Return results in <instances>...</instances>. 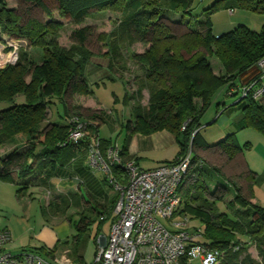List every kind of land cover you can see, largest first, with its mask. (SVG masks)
I'll use <instances>...</instances> for the list:
<instances>
[{"label": "trees", "instance_id": "16d2710c", "mask_svg": "<svg viewBox=\"0 0 264 264\" xmlns=\"http://www.w3.org/2000/svg\"><path fill=\"white\" fill-rule=\"evenodd\" d=\"M19 1L26 4L22 8L28 15L25 20L16 7L9 5V0H0V33L23 39L28 46H39L41 58L36 62L23 49L18 52L15 64L0 69V103L6 104L0 108V145L11 144L0 158V179L13 183L20 197L32 186L51 188L57 167L63 166L80 146L88 154L89 142L97 136L94 121L101 115L92 112L83 118L75 109L66 108L67 117L77 114L86 123L84 138L67 142V117L61 123L49 122L47 109L55 101L67 106L68 94H91L84 68L93 55L88 47L93 27L84 24L85 19L96 11L114 10L118 16L104 41L113 61H118L123 47L149 43L143 52L132 54L145 69L143 74L135 76L136 87L131 95H125L133 100V121L125 123V144L120 154L123 158H132L126 151L134 132L150 134L161 129L171 132L179 151L170 162L185 153L191 143L193 161L200 159L201 164L192 168L179 187L182 200L174 215H187L199 221L203 243L221 252L219 264H264V206L251 201L253 188L264 181V173L249 169L245 177L247 187L242 188L234 179L224 178L218 167L204 163L195 152L198 147L209 146L197 141V137L202 117L222 87L226 88L227 95L235 97L231 107L240 109L242 118L236 123L235 131L213 146L219 147L231 160L241 150L236 132L251 128L264 134V93L258 98L252 97L253 87L244 96L241 92L253 82L264 89L261 84L264 68L257 66V61L264 57V22L258 30L240 23L216 35L212 21L214 14L228 10L264 15V0H214L200 16L191 13L193 0ZM37 9L49 18L40 20L32 16ZM54 11L73 25L68 47L61 46L57 40L64 23L51 17ZM171 12L179 13L178 18L173 19ZM180 30L184 33L178 36ZM209 56L219 61L223 73L213 72ZM109 66L114 69L112 62ZM145 89L148 99L143 105ZM19 95L20 102L14 100ZM109 144L100 138L103 155ZM112 171L124 178L118 165ZM212 172L222 176L224 183L210 187L206 178ZM226 184L234 190L230 198H226ZM115 201L116 197L112 209ZM219 201L227 212L218 208ZM64 203L67 200L58 196L48 202L47 210L54 212L57 204L61 210ZM89 222L90 217L82 216L75 224L78 233L73 242L79 240L80 231ZM250 245H254L257 259L247 252ZM33 251L44 257L52 254L44 247ZM179 264H188L187 258L182 257Z\"/></svg>", "mask_w": 264, "mask_h": 264}, {"label": "crops", "instance_id": "0c3cea01", "mask_svg": "<svg viewBox=\"0 0 264 264\" xmlns=\"http://www.w3.org/2000/svg\"><path fill=\"white\" fill-rule=\"evenodd\" d=\"M241 14L245 13H242L240 10H228L214 14L212 16L213 33L219 35L227 31H216L215 28L229 18H233L234 16L239 17ZM178 16L171 17L177 19ZM219 16L225 17V19ZM45 17L46 19L49 18ZM51 17L62 21L64 26H66L67 22L58 15L57 11H54ZM90 17L85 19L84 24L91 25V23H86L87 20L91 19ZM260 18L259 23L261 25L264 22V15ZM69 25L71 31L73 25ZM58 42L61 46L65 47H68L71 43L69 41L68 45H65L61 44L60 41ZM101 46L102 52L98 54L94 53L88 45L93 55L85 65L84 76L89 89L92 91L91 94H73L71 99L68 98L67 106L60 101L50 104L47 109L48 121L53 123L63 122L68 115L67 109H75L83 118L92 112L98 113L101 116L94 121L97 136L101 137L99 135V128L101 129L103 126H107L110 132L119 133L117 139H113L111 134L109 138L101 139L108 140L110 143L117 145L119 151H121L125 144V123L128 120L133 121L131 112L133 100L125 97V95L130 96L132 92L128 93L127 83L123 80L120 72L117 71L116 61H113L108 48L105 49L104 41ZM111 62L114 64V69L109 66ZM217 62L214 61V64H212L209 61L213 72L218 75L223 73V69L219 61ZM105 80L119 82L121 85L123 105L118 109L105 107L93 93L92 88L94 83H103ZM261 84L264 86V75L261 77ZM236 90L238 89H233L232 91ZM118 95L114 94L117 102H119ZM229 97L231 100L226 101ZM18 98L19 100L16 101L20 102L22 96L19 95L17 96ZM234 98V96L227 95L226 88H220L213 96L211 104L207 109L208 111L210 107H213L215 117L209 121L205 119L207 111L202 117V127H205L215 124L219 116L225 114L224 119L220 122V127L216 129L218 136L213 141L218 142L227 134L235 131L236 123L242 118V111L231 107L234 103ZM141 103L143 105L147 104V102L144 103L142 100ZM202 130L200 129L197 141L209 146L206 148L198 147L195 149V152L198 156L205 159L206 163L210 166L215 157L218 158L217 160H224L223 162L226 163L223 167L225 172L222 171L224 178L241 179L243 183H240V185L245 184L246 188L247 181L245 177L248 175L249 169L255 173H259V169H262L264 173V150L260 152L256 151L259 144L255 148L250 143L244 146V148L241 147V150L234 158L229 160L219 147L213 146L216 142H208L210 141L209 136L206 133H202ZM8 150L9 148L1 150L0 158ZM178 151L179 145L174 135L165 129H161L150 134L132 133L128 142L126 155L132 157L140 168L150 169L174 160ZM51 185V188L32 186L22 196L18 197L14 184L8 180L0 179V229L7 231L10 237L4 245V249L11 253H19L23 250L33 251L39 247H44L52 251L51 258L66 254L71 260H75L76 262L80 260L82 263H88L85 253L90 240L83 239V234L91 227L95 231L93 236L94 246L92 248L93 260L98 243L104 242L108 235L112 219V205L116 192L112 184L106 179L103 171L96 166L90 165L87 151L83 150L82 146L77 148L75 154L63 166L57 167L56 175L51 179ZM259 189L260 187L254 186V196L251 201L264 206L259 200L258 194H256V191ZM58 196L62 197L63 200H67V204L64 203L61 210H59L58 204L55 206L54 212L47 210L48 202L51 199H56ZM82 216L90 217V222L80 231L79 240L73 242L74 236L78 233L75 224L78 223ZM197 225L201 226L200 224ZM252 248L255 251L254 256L250 251ZM247 252L252 258L257 259L254 245H250Z\"/></svg>", "mask_w": 264, "mask_h": 264}, {"label": "built area", "instance_id": "2783aa9c", "mask_svg": "<svg viewBox=\"0 0 264 264\" xmlns=\"http://www.w3.org/2000/svg\"><path fill=\"white\" fill-rule=\"evenodd\" d=\"M8 46L5 50L7 46L0 43V68L15 64L18 59V45ZM257 66L264 68V57ZM251 88L254 98L264 93L263 87L253 82L241 89L242 95ZM66 123L67 142L84 138L86 123L77 114H70ZM192 155L190 143L175 161L142 169L134 159L123 158L113 143L103 155L100 138L93 137L88 145V162L103 171L116 192V201L108 235L98 243L92 262H76L66 254L44 257L32 250L11 253L4 249L9 233L0 229V264H179L182 257L187 258L188 264L193 260L218 264L221 252L203 243L202 227L191 226L187 215H174L182 200L179 187L192 168L201 164L200 159L193 161ZM114 165L122 169L124 178L114 174Z\"/></svg>", "mask_w": 264, "mask_h": 264}, {"label": "rangeland", "instance_id": "374dc122", "mask_svg": "<svg viewBox=\"0 0 264 264\" xmlns=\"http://www.w3.org/2000/svg\"><path fill=\"white\" fill-rule=\"evenodd\" d=\"M214 0H193V9L191 10V13L193 15H198L200 16L203 12V9L206 8L207 6H209ZM9 5L10 6H14L17 8V11L22 13L23 15V20H25L27 18L28 15H25L22 11V8L24 5H26L24 2L19 1V0H9ZM242 13L245 14H241L239 17L234 16L233 18H229L227 21L222 22L221 25H218L215 30H230L233 29L234 27H236L238 24L243 23L246 26H248L249 28L253 29V30H258L260 28V17H262V15L259 14H254L248 11H241ZM178 14L171 12L170 16H174L176 17ZM238 15V14H237ZM249 15V16H248ZM32 16H35L37 18H39L40 20H45L46 17L45 15L42 13L41 10H35L32 12ZM118 16L117 11L114 10H101V11H96L94 12V14L90 17L91 19L87 20L86 23H91L92 27H93V33L90 36L89 39V47L90 49L94 52V53H98L100 54L102 52V46L101 44L103 43V41L106 40V38L108 37L113 24L116 20ZM221 18L222 16H219ZM232 22V23H231ZM64 26V25H63ZM69 32H70V25L67 23L66 26L62 27V29L60 30L59 36L57 38L58 41H60L61 44H65L68 45L69 43ZM184 31L180 30L177 32V35H181L183 34ZM14 41V42H13ZM17 41V42H16ZM106 42V41H105ZM0 43L6 45V49L8 50L10 47L8 46L9 43L12 44H17L18 45V52H20L23 49H26L29 53L30 58H32L33 60H35L36 62H39L40 58H41V48L39 46H28L27 42L23 39H12L9 38L6 35H1L0 34ZM148 42H138V44H134L133 46H129V47H123L121 49L120 52V58L118 59V61L115 62L116 64V69L120 72L123 80L127 83V91L130 94L131 92L134 91L136 84H135V76L136 75H141L144 72V67L136 62L133 58H132V54L133 53H141L145 50V48L148 46ZM101 47H100V46ZM108 48L107 45L105 44V49ZM202 50V49H201ZM208 60L212 62V64H214L213 62L216 61V63H218L217 59L213 56H209ZM3 68V67H2ZM1 69V68H0ZM27 80H29V78H27ZM93 93L95 96H97L101 103L107 107V108H116L118 109L120 106L123 105V92L121 90V85L119 82H113V81H109V80H105L103 83H94L93 85ZM233 90V89H231ZM230 90V92H231ZM229 92V93H230ZM236 92V91H234ZM114 94H119V102H117L115 100V96ZM232 94V93H230ZM233 96V95H231ZM244 96V95H243ZM68 97L71 99L72 95L68 94ZM148 99V92L147 90H143V94H142V101L144 103L147 102ZM14 100H19V98L17 99V97L14 98ZM231 98H227L226 101H230ZM6 104L4 103H0V108L5 107ZM62 111V110H61ZM81 116V115H80ZM225 114L220 115L218 121L215 124H211L209 126H205L202 127V133H206L207 136H209V140L208 142L212 143V142H217V141H213L215 140V138H217L218 134L216 132V129H218V127H220V122L224 119ZM215 117V112H214V108L210 107L209 110L207 111L206 115H205V119L212 120ZM83 120V119H82ZM92 134V132H91ZM110 134L112 135L111 137L113 139H117V136L119 135V133L117 134L116 132L112 131L110 132V130L107 128V126H103V128H99V135L101 136L100 138H104L107 139L109 138ZM124 134V131H123ZM18 137V136H16ZM19 139V137L17 138ZM21 139V137H20ZM236 141L238 143V145L240 147L246 146L247 144H253V147L255 148L257 144H259V147L256 149L257 152H260L261 150H264V134L259 133L251 128H247V129H243L240 130L236 133ZM11 144H2L0 145V151L1 150H5L7 148H10ZM194 151V149H193ZM199 158H201L200 156H198ZM203 160L204 163H206L205 159L201 158ZM218 158H213V163L211 164V166H216L219 169H221V171L225 172L223 167L225 166V162L221 161V160H217ZM207 164V163H206ZM235 170V168H234ZM259 174H262L263 170L259 169ZM224 179L222 178V176L220 175H216L214 172H212L211 177H207L206 178V182L208 183V185L210 187H214L217 183H221L223 184ZM234 181L237 182V184L239 185L240 183H243L241 179H234ZM227 183V182H225ZM227 185V197L226 198H230L232 197V195L234 194V190L232 188V186L229 184ZM242 188H245V184L242 185ZM257 187H260L259 190L256 191V194H258V198L261 201L262 204H264V181ZM245 190V189H244ZM243 190V191H244ZM217 206L220 210L227 212L228 210H226L224 204L219 201L217 202ZM199 224V221L197 219H190V225H197ZM95 234V231L93 230V228H89L88 230H86V232L83 234V239H89V243H88V249L85 253V258L87 260L88 263L92 262V248L94 246V242H93V236ZM249 247V246H248ZM248 250V248H247ZM251 254L254 256L255 255V251L250 250ZM63 255V254H62ZM192 264H199L198 260H193ZM219 264V263H218Z\"/></svg>", "mask_w": 264, "mask_h": 264}]
</instances>
